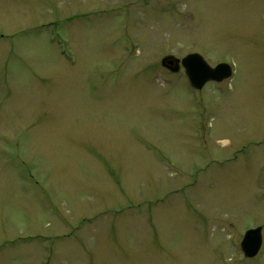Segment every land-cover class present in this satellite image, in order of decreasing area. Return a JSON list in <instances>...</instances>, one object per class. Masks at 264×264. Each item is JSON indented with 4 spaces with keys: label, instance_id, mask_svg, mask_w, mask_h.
I'll return each mask as SVG.
<instances>
[{
    "label": "rangeland",
    "instance_id": "374dc122",
    "mask_svg": "<svg viewBox=\"0 0 264 264\" xmlns=\"http://www.w3.org/2000/svg\"><path fill=\"white\" fill-rule=\"evenodd\" d=\"M257 225L264 0H0V264H264Z\"/></svg>",
    "mask_w": 264,
    "mask_h": 264
},
{
    "label": "water",
    "instance_id": "95a60500",
    "mask_svg": "<svg viewBox=\"0 0 264 264\" xmlns=\"http://www.w3.org/2000/svg\"><path fill=\"white\" fill-rule=\"evenodd\" d=\"M167 59L162 61L165 64ZM178 63L179 60H168V64ZM187 76L189 85L201 89L209 81L220 82L232 75V69L227 63H219L214 67L209 66L201 55L191 53L180 60ZM176 69V67H174ZM260 243V228L248 230L241 241L242 251L246 256H253Z\"/></svg>",
    "mask_w": 264,
    "mask_h": 264
},
{
    "label": "flooded vegetation",
    "instance_id": "af4514ba",
    "mask_svg": "<svg viewBox=\"0 0 264 264\" xmlns=\"http://www.w3.org/2000/svg\"><path fill=\"white\" fill-rule=\"evenodd\" d=\"M180 68V66L176 69V70H178ZM255 227H261V230H260V243H259V247H258V249H257V251H256V253H255V255L254 256H252V257H247V256H245L243 253H242V251L240 250V253L242 254V257L244 258V260H252V259H257V260H255V262L256 261H261L262 260V255H263V253H264V232H263V230H264V228H263V226L262 225H257V226H255ZM250 228H254V227H249L248 229H250ZM240 240H241V238H240ZM240 242V241H239ZM239 249H240V247H239ZM261 255V256H260ZM258 256H260L259 257V259H258Z\"/></svg>",
    "mask_w": 264,
    "mask_h": 264
}]
</instances>
